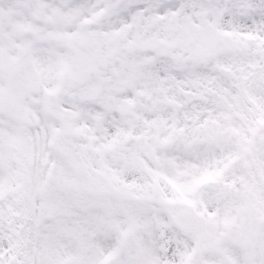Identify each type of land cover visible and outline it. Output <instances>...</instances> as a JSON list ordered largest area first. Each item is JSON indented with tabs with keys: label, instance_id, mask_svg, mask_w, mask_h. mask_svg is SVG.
I'll return each instance as SVG.
<instances>
[{
	"label": "snow or ice",
	"instance_id": "obj_1",
	"mask_svg": "<svg viewBox=\"0 0 264 264\" xmlns=\"http://www.w3.org/2000/svg\"><path fill=\"white\" fill-rule=\"evenodd\" d=\"M0 264H264V0H0Z\"/></svg>",
	"mask_w": 264,
	"mask_h": 264
}]
</instances>
